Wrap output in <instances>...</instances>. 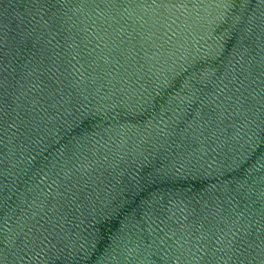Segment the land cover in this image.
Wrapping results in <instances>:
<instances>
[{"label": "water", "instance_id": "obj_1", "mask_svg": "<svg viewBox=\"0 0 264 264\" xmlns=\"http://www.w3.org/2000/svg\"><path fill=\"white\" fill-rule=\"evenodd\" d=\"M0 264H264V0H0Z\"/></svg>", "mask_w": 264, "mask_h": 264}]
</instances>
